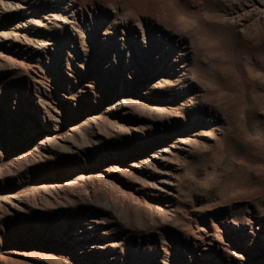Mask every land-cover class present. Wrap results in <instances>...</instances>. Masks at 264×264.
<instances>
[{"label": "rangeland", "instance_id": "rangeland-1", "mask_svg": "<svg viewBox=\"0 0 264 264\" xmlns=\"http://www.w3.org/2000/svg\"><path fill=\"white\" fill-rule=\"evenodd\" d=\"M0 264H264V0H0Z\"/></svg>", "mask_w": 264, "mask_h": 264}]
</instances>
